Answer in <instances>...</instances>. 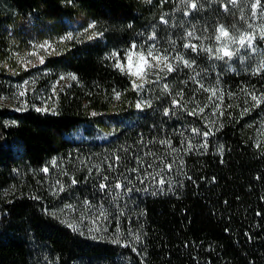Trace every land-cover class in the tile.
Masks as SVG:
<instances>
[{"label": "trees", "instance_id": "1", "mask_svg": "<svg viewBox=\"0 0 264 264\" xmlns=\"http://www.w3.org/2000/svg\"><path fill=\"white\" fill-rule=\"evenodd\" d=\"M191 2L1 0L0 66L12 36L92 33L46 58L69 79L55 110L0 104V264H264V40L204 51L219 25L264 18L253 0ZM133 44L175 70L134 88L116 67Z\"/></svg>", "mask_w": 264, "mask_h": 264}, {"label": "rangeland", "instance_id": "2", "mask_svg": "<svg viewBox=\"0 0 264 264\" xmlns=\"http://www.w3.org/2000/svg\"><path fill=\"white\" fill-rule=\"evenodd\" d=\"M91 33L92 25H85L78 20L70 22L69 31L60 36L38 38L32 35L26 39L12 36L7 56L0 66L1 71L8 76V84L0 81V104L13 109L35 107L43 112L55 110L56 92L69 79L63 72L55 77L45 66L46 58L62 53L70 47L71 42L87 38ZM130 50L131 47L124 53V61L118 63H127L126 57Z\"/></svg>", "mask_w": 264, "mask_h": 264}, {"label": "snow or ice", "instance_id": "3", "mask_svg": "<svg viewBox=\"0 0 264 264\" xmlns=\"http://www.w3.org/2000/svg\"><path fill=\"white\" fill-rule=\"evenodd\" d=\"M185 2L187 3L188 0H185ZM229 3L235 6L237 5L238 0H229ZM189 7L191 9H196L198 5L195 2V0H193V2L189 3ZM250 7L252 9V19H256L258 13L261 18H264V6L261 5V0H253ZM225 8L227 9V5H225ZM241 19H243V16L241 17ZM248 27L250 29H253V31H245V32H240L239 34H234L224 25H219L215 30L216 31L215 41L217 46L214 49L212 47H207L204 49V51L213 54L216 59H220V60H224L225 58L231 60L234 56L240 53L241 49H250L252 51H255L253 45L257 38V35H259V38L261 40H264V24L259 25L258 30L252 24H249ZM187 36L194 37V33L188 32ZM196 38L199 39L198 37ZM184 47L185 48L190 47L192 48L193 51H196L198 46L195 44L186 43ZM136 48L137 45L135 44L131 46V50L128 52L126 57L127 63L116 64V67L120 69L121 72H125L126 74L135 78L132 81L134 88H141L143 86V83L138 84L137 80L141 82L146 81L147 75L153 69H160L161 71L166 70L168 72H172L175 70L173 64L169 62L170 59L169 56L157 54L154 51V46L148 49L147 54H145L143 51L137 52ZM175 59L178 62H182L185 66L191 67V63L185 60L183 56L178 55L175 57ZM241 59H243V57H241ZM41 62H43L42 59ZM161 65H163V68H161ZM257 71L258 72L264 71V63L261 64V66L257 69ZM71 78L75 79L74 76ZM201 87H203V85H201ZM209 91L212 92L213 96L217 95L215 89H210ZM21 95H23V93H21ZM118 98H119V93H117V99ZM218 98L222 99V97H218ZM252 99L257 103L264 101V97H257L256 95H252ZM140 106H141L140 104L137 105V107ZM204 135H208V133H204ZM117 159L119 158L117 157ZM167 167L171 168V165L169 164L167 165ZM45 171H47V169H45ZM160 183L163 184L164 181L161 180ZM100 187L105 188L106 185L102 184ZM116 187L120 188L122 186L120 184H116ZM101 215H103V212H101ZM70 227H72V225H70ZM114 242H118V241H114Z\"/></svg>", "mask_w": 264, "mask_h": 264}]
</instances>
